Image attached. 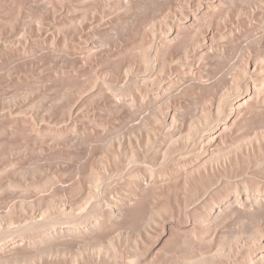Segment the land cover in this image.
Returning a JSON list of instances; mask_svg holds the SVG:
<instances>
[{
    "label": "bare ground",
    "instance_id": "bare-ground-1",
    "mask_svg": "<svg viewBox=\"0 0 264 264\" xmlns=\"http://www.w3.org/2000/svg\"><path fill=\"white\" fill-rule=\"evenodd\" d=\"M5 65L0 264H264V0H0Z\"/></svg>",
    "mask_w": 264,
    "mask_h": 264
},
{
    "label": "rangeland",
    "instance_id": "rangeland-1",
    "mask_svg": "<svg viewBox=\"0 0 264 264\" xmlns=\"http://www.w3.org/2000/svg\"><path fill=\"white\" fill-rule=\"evenodd\" d=\"M39 5H40V6H39L40 9H39V7H38V8L35 7V8H34V11H35V12H38L37 9H39V10L41 11V5H42V3H39ZM143 7H144V8H143L144 11H146L147 9H149L148 4H144ZM146 7H147V8H146ZM36 8H37V9H36ZM42 8H43V7H42ZM34 11L32 10L31 13L33 14ZM79 13H82V12H79V11H78V14H79ZM98 15H99V14H98ZM89 21H90V20H89ZM17 65H18V64H17ZM21 65H22V66H21ZM21 65H20V64L18 65V68H19V67L22 68L21 71H20V68H19V69L17 68V69H18V70H17L16 67H15L14 65H12V66L15 67V69L18 71V73H16V75H17V74H18V75L25 74V73H27V71L30 70V67H29V66H28L29 68L27 67V68H28V70H27V68H26L25 65H23V64H21ZM5 67H6L7 70H5ZM5 67L2 66V69H4L5 71H7V73L9 72V73L11 74L12 72H14V74H15V72H17V71L14 70L13 67H11V65H8V66L5 65ZM8 69H9V70H8ZM12 69H13L14 71H12ZM1 71H2V70H0V75H1V76H2V75L5 76V77H6V76H7V77H8V76H12V77H13V76H16V75H14V74L6 75V74H7L6 72H3L4 74H2ZM10 71H12V72H10ZM19 71L21 72V74L19 73ZM9 73H8V74H9ZM44 75H45V72H44V70H42V71L39 73V75H36V76L38 77V80H39V79H40V80H43L44 77H45ZM1 76H0V77H1ZM36 76H35V79L37 78ZM12 77H11V78H12ZM1 78H2V79L0 80V85L2 84L1 86H5V84L7 85L8 82L10 83V84L8 83V85H9V86H12V84H11V82L13 81L12 79L10 80L9 78H8V79H7V78H4V80H3V77H1ZM13 78H14V77H13ZM7 80H9V81L7 82ZM1 82H2V83H1ZM5 82H6V83H5ZM4 83H5V84H4ZM3 84H4V85H3ZM8 85H7V86H8ZM1 86H0V91H4L5 88L3 87L4 90H2V89H1L2 87H1ZM7 86H5V87H6V89L8 90L9 86H8V87H7ZM10 89H11V94H12V92H13V91H16L17 88H14V87L11 88V87H10L9 90H10ZM9 90H8V91H9ZM12 90H13V91H12ZM17 90H18V89H17ZM19 91H20V90H19ZM4 92H5V91H4ZM6 92H7V91H6ZM6 92H5V93L1 92V93H3L4 95L6 94V95L8 96V93H10V92H7V93H6ZM95 103H96V102H95ZM95 103H94V104H95ZM43 159H44V158H43ZM44 160H45L44 162H43L42 159H39V161H37V160H32L33 163L36 162L35 165L33 164V166H32V162H31V160H29V162L27 161L26 164L29 163V165H31L30 167H35V166H37V164L40 165V167L44 165V167H46V168H44V167H41V168L44 169L45 171L51 173V169L55 167V166L53 167L54 164L48 163V162H47V161H49L48 159H47V160L44 159ZM39 162H40V163H39ZM41 162H43V163H42L43 165L41 164ZM45 162L48 163V164H47V165L44 164ZM49 162H50V161H49ZM26 164H25V166H26L25 168H26V169L24 168L25 171H23V168H22V166L24 165V163H23V165L19 168V169L21 170V172L23 171L22 173L25 172L24 174H26V173H28V172L30 173V171H28V169L31 170V168L29 167V165H28V169H27V165H26ZM50 164H51V165H50ZM49 166H51V169H49V168H50ZM23 167H24V166H23ZM21 168H22V169H21ZM48 169H49L50 171H48ZM54 169H55V168H54ZM54 169H52V172L54 171ZM26 171H27V172H26ZM45 171H44V172H45ZM47 172H45V173H47ZM19 173H20V171L18 172V174H19ZM22 173H20L19 175L17 174V176H19L20 178H19V177H16V178H18V181L20 180V183L23 182V184H28V183L24 182V180L26 181V179H28V180L33 179V177H31L32 175L29 174L28 176L31 177V178H29V177L27 176V174H26L25 177H26V176H27V177H26V178H24V177L22 178L21 176H22V175L24 176V174H22ZM115 176H117V175H115ZM115 178H116V177H113V178L111 177V181H112V179L114 180ZM22 179H23V181L21 182ZM109 179H110V178H108V180H109ZM16 181H17V179H16ZM18 181H17V182H18ZM30 181H32V180H30ZM30 181H27V182L30 183ZM68 181H69V178L67 179L66 183H64V185L66 184V187H68L69 185H71V184H69ZM71 181H72V180H70V183L73 182V181H72V182H71ZM67 182H68V184H67ZM107 182H108V181H107ZM109 182H110V180H109ZM104 186H105V185H104ZM104 186H103V185H102V187L100 186V189H98V190L102 191L103 188H104ZM16 189H17V190L14 189L16 192L13 191L14 195L12 196L13 199H14V197H15L16 200H17V199H21V198H26V197H27V199H30V198H31V199H34V198H33L34 196H32V194H33V195H36V197H38L39 194H41V196H44V195H42V194H45V195H46V193L48 194V191H49V190H48L49 188H48V189L46 188L47 190H46V191L44 190L46 193H44L43 191H41V193L39 192V194H38V193L36 192V193L38 194V195H37V194H35L34 192H30V191H29V192H28V191H25L26 193H25V192L23 193V191H21V190H24V189H22V188H19V189H20V192L18 191V188H16ZM42 192H43V193H42ZM8 193H10V195L13 194L12 191H11V192H8ZM20 193H21V194H20ZM30 193H31V194H30ZM17 194H19V195H17ZM22 194H23V195L25 194V195H24V196H21ZM28 194H29V195H28ZM10 195H9V198L11 197ZM27 195H28L29 197H28ZM17 196L20 197V198H18ZM12 197H11V198H12ZM36 197H35V198H36ZM9 198H7V200H9ZM13 199H11V200H13ZM14 200H15V199H14ZM2 208H3V207H1L0 210H1ZM2 210H3V209H2ZM2 210H1V211H2Z\"/></svg>",
    "mask_w": 264,
    "mask_h": 264
}]
</instances>
